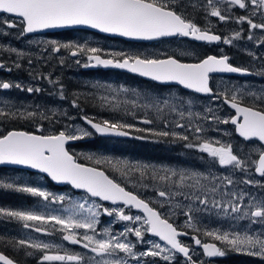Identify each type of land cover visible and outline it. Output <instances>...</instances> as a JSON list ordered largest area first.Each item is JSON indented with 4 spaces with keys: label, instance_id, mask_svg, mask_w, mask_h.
<instances>
[{
    "label": "snow or ice",
    "instance_id": "snow-or-ice-1",
    "mask_svg": "<svg viewBox=\"0 0 264 264\" xmlns=\"http://www.w3.org/2000/svg\"><path fill=\"white\" fill-rule=\"evenodd\" d=\"M234 10H243L244 14L234 15ZM202 16L205 24L197 22ZM220 23L234 22L238 25H248L247 39L254 40L255 32H260L255 38L256 45L264 46V0H0V27L20 31V37L49 29L85 27L98 30L101 33L124 37L135 41H154L165 37H190L195 41L206 43H223L235 46L234 41L243 39V29L234 30L231 35L222 36L213 31L212 19ZM0 35H8L0 31ZM43 43V52L52 54L66 51L69 56L77 57L75 63L85 68L104 67L127 70L130 73L146 77L160 84H177L192 92L208 95L214 100H222L234 115L221 118L215 110L208 107L203 112L191 109L192 101L188 100V108L183 109V102L174 103L168 98L142 94L135 89L111 84H94L93 88L102 90L99 96L93 94L86 101H98L99 107L113 113L123 112L139 118L144 125L159 124L158 128L136 127L133 123L122 119H100L82 114L80 118L94 131L77 128L50 132L45 134L41 120L50 123L55 120L56 112L32 111L27 108L15 107L10 101H4L0 107V122L31 121L36 127L35 132L12 129L0 132V165H21L44 173L57 184L70 185L73 189L84 190L88 198L73 201L71 197L57 194L43 187L5 180L0 178V190L27 194L39 198L44 206L60 205L59 213H44L35 210H18L0 207V218L22 224L26 230L43 235L60 233L62 241L79 245L85 252L60 254L61 244L45 242L31 236L8 240L17 251H23L25 256H37V264H148L145 258H159L174 264L176 256L181 254L187 264H203L193 259L194 252L190 246L182 243L181 236L187 232L180 231L168 216L150 206V202L126 190L121 183L111 178L104 170L79 162V158L71 153L66 145L70 141L101 136H129L133 131L148 133L151 136L171 141H182L187 149H195L211 158L207 172L189 171L170 168L157 169L149 165H131L126 161H115L104 157L87 156L96 165L107 163L122 176L139 172L140 180L145 177L158 182L162 186L155 188L156 195L161 198L156 201L161 207L165 203L174 208L182 209L187 217L186 226L200 232L196 227L193 213L216 211L232 220H247L251 225L264 226V89L259 92L245 90L232 86L221 91H214L210 80L214 73L264 76V63L253 72L249 68L230 63L227 54L206 55L195 63H185L172 55L163 58L142 52L106 51L103 48L85 43L57 40L29 41ZM0 51L15 54L14 67H22L20 61L28 59L31 66L33 60L29 53L14 47ZM254 61L264 62V56L254 52L246 53ZM79 57H83L82 60ZM42 59H51V56ZM64 63V58H60ZM6 67L0 61V69ZM11 71V68L7 69ZM47 79L50 84H59L51 76L38 74L33 79ZM17 89L29 94L40 93V87L25 86L20 82L0 80V90ZM131 92L135 99L118 100L122 94ZM107 93V94H104ZM60 99H67L60 85ZM71 106L83 113L81 96L73 94ZM247 98H251L249 102ZM258 102V103H257ZM137 110L144 113L137 117ZM61 115L68 116L67 112ZM173 117H178L175 119ZM72 119V117H69ZM231 124L238 137L247 142H259V147L251 152L244 151L231 142L222 141L207 136L208 131H220L218 127L206 128L203 123ZM181 129L182 131H176ZM79 133V134H77ZM230 135L229 133H224ZM144 139V136H137ZM203 158V157H202ZM216 165L226 169L225 173L216 174L211 169ZM258 176L259 179L255 177ZM142 187H149L142 184ZM255 188L259 194H253L248 189ZM188 203H181L177 198ZM110 202L113 207H105L96 200ZM202 206V207H201ZM140 210L143 215L129 214L131 209ZM128 209L129 212H126ZM175 215V213H171ZM114 217L115 221L126 222L124 228L114 233L111 227L98 230L100 217ZM151 234L160 242L145 240ZM204 236L212 237L216 243L202 242L198 236H192L195 245L203 250L207 257H223L225 248L248 256L264 260V231H221L219 229L204 230ZM129 237H135L133 242ZM137 244H148L144 251H137ZM57 250V251H54ZM0 264H18V262L0 251Z\"/></svg>",
    "mask_w": 264,
    "mask_h": 264
},
{
    "label": "flooded vegetation",
    "instance_id": "flooded-vegetation-1",
    "mask_svg": "<svg viewBox=\"0 0 264 264\" xmlns=\"http://www.w3.org/2000/svg\"><path fill=\"white\" fill-rule=\"evenodd\" d=\"M242 14H244L243 10H234V15H242ZM215 20L216 18L212 19L213 31L222 36L227 34L228 28L233 24V22H229L225 24ZM197 22L200 23L201 25L206 23V21H204L202 16L197 17ZM247 26L248 25L246 23L243 24L244 28H248ZM0 31H7L8 33V35H0V45H2L4 48L14 47L17 48L18 50H23L26 53H29L30 57L33 60V64L30 66L28 64V59L25 58L24 60L20 61L22 67L17 69L14 67L13 64V61L17 59L15 54L7 51H0V61L5 62L6 64V67L4 69H0V80L20 82L25 86H34L43 89V91H41L40 93H33V94H29L26 91H20L15 88L11 90H0V107H4V103H3L4 101H10L11 104L14 105L15 107L27 108L28 110H32V111H45L48 112L49 114H51V111L54 110V107L56 105L63 106L66 104L67 100L70 97V89H69L70 83L80 82L81 81L80 77H82L83 75H86L88 77H93L97 75L107 76L110 75L113 71L105 70L103 67L85 68L82 66V64L77 65L75 63L77 57L69 56L66 51H62L61 53H57V54H52L50 52L42 53V50L44 47H46V45L43 43H29L30 40L42 42V41L54 39L61 43L87 42L92 46L104 48L103 43L99 40V39H104L112 42H117L121 45L119 46V50L114 48L115 49L114 51H124L128 47H130L133 50L136 49V52H144L146 50H152L154 48H157L158 52L155 51L157 56H161V58H163L166 55H172L180 59L182 62H198L199 59L203 58L206 55L219 56L221 55V50H219V48H225L223 50V54H227L231 58L230 63L236 66L246 67L249 68L251 71L256 72L261 68L262 63H264L262 61L259 62L258 60L254 61L252 57L248 56L245 52L239 49L238 50L234 49V51L227 52L228 50L227 48H229V46L223 43L209 44L206 42H198L195 40H191L188 37L162 38L154 41H129V40H124L122 38L106 37L103 36L102 34L88 32L83 29H64L53 32L47 31L44 33L28 34L27 36H23V37H20L18 35L20 31L18 28L4 29L0 27ZM257 31L258 30H256V32ZM177 42L178 44H181L178 45V53L171 52L169 51L168 48L166 49L167 44L177 43ZM182 43H186L188 45L184 46L182 45ZM181 50H183V52H181ZM188 50L194 52L195 57L182 58L180 54L182 53L186 54L185 52H187ZM253 52L259 56H264V46H259V47L256 46L255 51ZM41 54L43 55V57L51 56V59H42L40 58ZM61 57L64 58L63 64L60 63ZM79 59H81L83 63V57H79ZM8 68H11L12 70L8 71L7 70ZM38 74H43L44 76L50 75L53 80H59V84H55V85L50 84L48 83L47 79H39V78L33 79V77L37 76ZM72 75L78 76L79 78L75 80L71 77ZM219 78L232 79L236 83L241 84L245 87H249L250 89H254V90H256L255 86L257 85H262L264 88V76L212 75L211 86L214 89V91H217L216 80H218ZM60 85H63V91L67 96V99H63V100L60 99L59 96ZM157 85L159 86L152 87V89H156L160 92H162L165 89V87H169L161 84H157ZM177 88L181 89V91L184 90L181 87H177ZM204 99H208V98H204ZM82 108L84 110L83 113L79 111L78 112L79 114L74 117H72L71 114L69 116L56 115L55 120L58 122L50 123L48 120H41L39 122L44 125L45 134H49L50 132H58L60 130H65L67 124L68 126H71L68 128V131H74V126L76 124H82V123L85 126H87L91 131H93L90 128V126L87 125L80 118L82 114H87L89 117H95L97 120L112 119L110 117L102 118L103 116L102 113L97 111L95 102L93 101H90L89 103H85V105H83ZM234 113L235 112H233V115ZM69 117H72V119H69ZM14 128L18 130L31 131V132L36 131V127L31 121L0 122V132H6ZM132 134L133 137L129 139V141L132 145H134L136 142L135 139H137L136 138L137 135L134 131L132 132ZM236 136L238 137L237 134ZM238 138L242 140V138L240 137ZM124 140L125 139L107 138V137L99 136L98 134H94L91 137H85L83 139L75 140L74 142H71L70 144L67 145V148L71 153H74L79 158L80 163L98 167L104 170L111 178H113L110 175V172L106 168L100 166L102 164L96 165L94 161H89L84 163L80 155L87 153V151L93 153H102L103 151L100 148L101 144H105V142H109L110 144L113 143L114 145H116L117 143H119V141H124ZM147 141L149 145L153 144V147L151 148L149 147L148 151L153 153L157 152L158 148L154 146L156 144H154V142H152L151 139H148ZM177 149H178V144H177ZM108 150L116 152L118 149H116V147H112L111 149ZM104 154L107 155L108 153H104ZM0 178H3L5 180H9V179L15 180L18 183L22 181H26L25 179H29L32 181V183L38 185V187L46 188L47 190H50L55 193L58 192L69 193L73 195V197L82 196L84 194L86 195V198H88V194L83 191L80 192L75 191L74 189H72V187L68 185H64V186L56 185L55 182L51 181L49 177H46L43 174L36 173L26 169H21L15 166L0 165ZM37 178H39L38 181L36 180ZM89 199L91 200L94 199L96 200L97 203H101L105 207H113V205H111L110 203L100 201L95 198H89ZM143 199H148V198H143ZM149 202L155 209L160 211L152 201ZM56 206L59 205L50 204L47 207H45L44 203L37 197H31L23 193L0 190V207H8L18 210H23V209L34 210L33 208H35L36 209L35 211L44 212V213H53V210L55 209ZM127 211L129 210L127 209ZM131 211L134 212L133 209H131ZM112 219L113 217L102 215L100 217V224L98 225V230H101L102 227H109V225H112L115 228L118 227V224H116V222L112 223L113 221ZM169 220L178 229L186 230L189 233V236L187 238H180V239L182 243L190 247H194L193 248L194 252L196 251L199 256V259H196L198 262H203V264H247L246 260H249V261H257L259 263L261 262L260 264L262 263L264 264V260H261L258 257L248 256L244 253L235 252L233 250H231L230 254L226 253L223 257H215L214 259L207 257L203 254V250L200 247H195V244L192 240V236H196L197 235L196 233H194L188 228L187 229L181 228L177 223H174L171 219ZM124 226H125V222H122L120 228ZM29 236L31 237L34 236L33 238L43 240L45 242L61 244L62 249L58 250L60 251V254H64L65 251L68 253H82V254L85 252V250L82 249L79 245H73L66 241H62L60 238V233L57 234L56 236L57 241H56L55 235L49 236V235H43L41 233L31 232L29 230L24 229L20 222H16V221L9 222L4 218H0V251L4 252V254L8 255L10 258L16 260L18 264H37L36 258L37 256H39V253H36L34 256L31 257L25 256L23 251H17L11 245L7 244V241L18 238H26ZM198 236L202 240V242H208V243L212 242V243H216L218 246H222L220 245L219 241L213 240L212 237L206 239V238H202L200 235ZM152 238H156V237H152ZM156 239L159 240L158 238ZM176 257L177 258L174 264H178V255ZM52 264H60V262H52ZM254 264H258V263H254Z\"/></svg>",
    "mask_w": 264,
    "mask_h": 264
},
{
    "label": "rangeland",
    "instance_id": "rangeland-1",
    "mask_svg": "<svg viewBox=\"0 0 264 264\" xmlns=\"http://www.w3.org/2000/svg\"><path fill=\"white\" fill-rule=\"evenodd\" d=\"M211 19H213V18H211ZM215 21H217V20H215ZM241 28L243 29V37L244 38L241 40H238V41H234L235 46H229L228 45L229 48H227L228 49L227 52L234 51V49H237V50L239 49L245 53H247L248 51H251V52L255 51V47L257 46L255 43V38H259V36L261 35L259 31L255 32L254 40L249 41L247 39L248 28H244L243 25H238V24L233 22V24L228 28L227 34H225L224 36L231 35L234 30H240ZM90 39H93V38H90ZM99 40L103 43V45H104L103 49H105L106 51H114L115 49L119 50V46H121L117 42H112V41H108V40H104V39H99ZM178 45H181V44H178V42L177 43H169V44H167L166 49L168 48L169 51L178 53ZM182 45L186 46L188 44L182 43ZM224 49L225 48H219V50H224ZM162 50H164V49H162ZM124 51L136 52V49L133 50L132 48L128 47ZM155 51L158 52L157 48H154L152 50H146L142 53L148 54V55H156ZM181 52H183V50H181ZM185 53L186 54H184V53L180 54V56L182 58H185V57H192L193 58V57H195L194 52H192L191 50H188ZM111 76H112L111 74L107 75V76L97 75V76H93V77H88L86 75H83L82 77H80V79H81L80 82L70 83V86H69L70 97L67 100L65 105H63V106L56 105L54 107L56 115L64 116V115H61V113L67 112L68 116L70 114L72 117L77 116L79 114L78 112L80 110L77 108H73L71 106V100L74 98L73 94H79L81 96V107H83V105H85V103L90 102V99H89V101H86L84 99V97L91 98V96L93 94H95L97 96H99L101 94L102 90H98V89L93 88V85L97 84V83H99V84H111L117 88H119L120 86H123V87H127L129 89H135L142 94H149V95L159 96L162 98H168L170 101H172L174 103H179L182 101L183 102L182 110L188 108L187 101L191 100L192 101L191 109L194 112H203L204 109L211 107L212 109L215 110L216 115L220 116L221 118H227V117H230L231 115H233V112H231V110L227 106L224 105L222 100H214L212 98H208V99L200 98L194 94L181 91L176 87L165 88L162 92H160L156 89L141 87L139 85H136L135 82L124 83L122 81H118L117 78H114ZM71 77L75 80L79 78L78 76H73V75ZM216 86H217V91H221L225 87H232V86L244 88L245 90L257 91V92H259L261 89H264L262 85L255 86L256 90L250 89L249 87H245L241 84H238L234 80L229 79V78H219L218 80H216ZM104 94H107V93H104ZM125 99L132 100V99H135V97L132 96L131 92L126 93V94H122L120 97H118V100H120V101L125 100ZM247 99L249 102L251 101V98H247ZM93 102H95V106H96L97 111L102 113V115H103L102 118L110 117L112 119H122L125 122L133 123L136 125V127H141V128H149V127L158 128V127H160L159 124L144 125L143 123L140 122L139 118H134L131 115H124L123 112H119V113L110 112L104 108L99 107L98 101H93ZM143 116H144V113L140 110H137V117L142 118ZM173 118L179 119L178 117H173ZM201 123H203L206 128L218 127L220 129V131H211V130L208 131L207 136H209V137H215V138H218L222 141L231 142L234 146H238L239 148H242L244 151L248 150L247 152H251L253 148L259 147V143L256 141L251 142V143L250 142L246 143V142H243L241 139H239L235 134L234 126H232L231 124L216 125L215 123H212L211 125H209L207 122H201ZM67 126H68V124H67ZM77 128H85L88 131H91L83 123L82 124H76L74 126V130ZM175 130L176 131H182L181 129H175ZM225 132L229 133L230 135H225L224 134ZM135 133L137 134V136L144 135L145 138L143 139V141L145 144H148L147 140L151 139V141L154 142V144L160 145V146H156L158 148V151L155 153L148 151L149 147L150 148L153 147V144H150V145L148 144V146L146 148L147 151L145 150L144 153H143V150L135 149L133 147L130 148L128 151L125 149H120L118 147V148H116L118 150L116 152H113V151L108 150V149H111L114 146V144L113 143L110 144L109 142H105V144L100 145V148L103 151L102 153H93V152L87 151V153L80 155L81 159L85 163V162L90 161V160L86 159L87 156H94L97 158L104 157V158L112 160L113 162H115V161H126L131 165L139 164V165L154 166L157 169L170 168V169H175L177 171L195 170V171H200V172H207L209 170V167L211 164V158L207 157V155L204 153H200L198 150L185 148L183 146L184 142L165 140L163 138L151 136L148 133H145V134L137 133V132H135ZM77 134H79V133H77ZM137 140H139V139H137ZM177 144H178V149H177ZM104 153H108V154L105 155ZM102 164L109 170L110 175L115 180H117L119 183H121L125 188H127L128 190L138 194L139 196H141L143 198H148L146 200L152 201L155 204V206L161 211V213L163 215L168 216L169 219H171L174 223H177L181 228H184V229L188 228L186 226L187 217L182 214V209L174 208L172 206V204H168V203H165V205L163 207H161L160 204L156 202V201L161 199L156 195V192H155L156 187L162 186L158 182L152 181L148 177H145V179L143 181H141L139 172H133V173H130L128 176H122L120 174V172L114 170L109 164H107V163H102ZM211 170L218 175L228 171L226 169L220 168L219 165H216ZM255 178L259 179L258 176H256ZM38 179L39 178H37L36 180L38 181ZM25 180L26 181H22V182L27 183V184H31L33 186L36 185V184L32 183V181L29 179H25ZM30 181H31V183H30ZM142 184H148L149 187H147V188L142 187L141 186ZM36 186H38V185H36ZM248 190L251 191L253 194H256V195L259 194L258 190L255 188H251ZM57 194L67 195V196L71 197V199L73 201L82 200V199L86 198V195H84V194L82 196H75V197H73V195H71L69 193H64V192H58ZM89 200L91 202V199H89ZM177 200H180L181 203H185V204L188 203V201H183L182 198H179V197L177 198ZM33 209L36 210L35 208H33ZM60 211H61L60 205L56 206L55 209L53 210V214L59 213ZM125 211L129 212V211H127V209H125ZM173 212L175 213V215L171 214ZM129 214L141 215L139 213L132 212L131 210H130ZM193 216H194L193 222L196 224L197 228L201 229V231L196 232L192 228H188V229H190L194 233H197L202 238H206V239L209 237L203 235V231L205 229L206 230L219 229L221 231H226V230L227 231H244L246 229L249 231H264V226L251 225V227H249V222L247 220H232L230 217L226 218L222 214L217 215L215 210H212L211 212H195V213H193ZM114 219L115 218L113 217V219H112L113 221L112 220L111 221H112V223L116 222V224H118V227L115 228L112 225H109V227H111V229L114 233H117V232L121 231L124 227L120 228L122 221H115ZM11 222H13V221H11ZM103 228L104 227H102L101 230ZM57 234L58 233L55 234V240L56 241H57V238H56ZM129 239H131L133 242L136 241L135 237H129ZM144 239L146 241L151 240V241L161 243L159 240H157L156 238H152L149 235H146ZM148 247H150V245H148V244H137V251H144ZM230 252H231V249L225 248V253L230 254ZM192 255H193V258L195 260L199 259V256H198L196 251L193 252ZM145 259L148 261V264H151L153 258H145ZM246 262H247V264H254V263L260 264L261 263V262L259 263L257 261H249V260H246ZM132 264H135V262L133 261ZM155 264H167V262L163 261L162 259L156 258ZM178 264H187V261H184L178 255Z\"/></svg>",
    "mask_w": 264,
    "mask_h": 264
},
{
    "label": "water",
    "instance_id": "water-1",
    "mask_svg": "<svg viewBox=\"0 0 264 264\" xmlns=\"http://www.w3.org/2000/svg\"><path fill=\"white\" fill-rule=\"evenodd\" d=\"M64 29H85V30H88V31H92V32H95V33H100V34H103V35H107V36H109V37H118V38H122V39H125V40H129V39H127V38H124V37H119V36H113V35H110V34H105V33H101V32H99L98 30H95V29H90V28H85V27H73V28H63V29H49V30H44V31H41V32H37V33H42V32H47V31H51V32H53V31H59V30H64ZM165 38H173V37H165ZM189 39H191V40H194V39H192V38H190V37H188ZM162 39V38H161ZM129 41H135V40H129ZM198 42H200V41H198ZM185 63H195V62H185ZM104 68V67H103ZM104 69H114V70H119V71H123V72H126V73H130V72H128L127 70H123V69H115V68H104ZM130 74H132V75H136V76H139L138 74H133V73H130ZM212 75H227V76H239V74H228V73H214V74H212ZM141 77V76H140ZM143 79H146V80H150V79H148V78H146V77H142ZM151 81V80H150ZM156 83H158V82H156ZM158 84H160V83H158ZM165 85H177V84H165ZM178 86H180V85H178ZM210 86H211V80H210ZM182 87V86H181ZM191 91V90H190ZM199 94V93H198ZM200 95H203V96H208V95H205V94H200ZM228 106V105H227ZM229 107V106H228ZM230 108V107H229ZM231 109V108H230ZM231 110H233L234 112H235V110L234 109H231ZM94 131V130H93ZM99 135V134H98ZM101 136V135H100ZM103 137H113V138H118V139H131L132 137H133V135L132 134H130L129 136H125V137H118V136H103ZM71 142H74V141H70L68 144H70ZM67 144V145H68ZM67 145H66V147H67ZM83 164V163H82ZM86 165V164H85ZM6 166H15V167H18V168H21V169H26V170H30V171H33V172H36V173H39L37 170H33V169H30V168H27V167H25V166H21V165H6ZM88 166H91V165H88ZM102 170V169H101ZM41 174H43V175H45L46 177H47V175L46 174H44V173H41ZM107 174V173H106ZM56 185H59V186H64V185H66V184H57V183H55ZM70 186V185H69ZM75 191H84V190H77V189H74ZM126 190H128V189H126ZM128 191H130V190H128ZM132 192V191H131ZM134 193V192H133ZM134 194H136V193H134ZM136 195H138V194H136ZM139 196V195H138ZM140 197V196H139ZM141 198V197H140ZM96 199H98V198H96ZM143 199V198H142ZM146 200V199H145ZM147 201V200H146ZM104 202H106V201H104ZM107 203H110V202H107ZM111 204V203H110ZM150 206H152L151 204H150ZM153 207V206H152ZM133 210L135 211V212H139V213H142L140 210H137V209H134L133 208ZM157 210V209H156ZM143 214V213H142ZM180 231H182V232H186V231H183V230H180ZM151 235V234H150ZM189 235V234H188ZM188 235L187 236H181V237H183V238H187L188 237ZM153 236V235H152ZM155 237V236H154ZM158 238V237H157ZM179 239H180V237H179ZM209 243H212V242H209ZM195 247H199V246H197V245H195ZM202 249V248H201ZM178 255H180V256H182L181 254H178ZM183 257V256H182ZM184 258V257H183ZM210 258H215V257H210ZM185 259V258H184Z\"/></svg>",
    "mask_w": 264,
    "mask_h": 264
},
{
    "label": "trees",
    "instance_id": "trees-1",
    "mask_svg": "<svg viewBox=\"0 0 264 264\" xmlns=\"http://www.w3.org/2000/svg\"><path fill=\"white\" fill-rule=\"evenodd\" d=\"M111 75H112L111 77L117 78L118 81H122L124 83L135 82L136 85H139L141 87L152 88V87H155V86H159L157 84H154V83H151L149 81L143 80L140 77L129 75V74L112 72ZM169 87H165V88H169ZM179 90H181V89H179ZM142 134H145V133H142ZM141 136H144V135H141ZM135 141L137 142V143L135 142L136 143V144H134L135 146L132 145L129 140H124V141H119V143H117L113 147H116V148L119 147L120 149H125L127 151L130 148L133 147L135 149L143 150V153H144L146 148H147V146H148V144H145L143 139H139V140L135 139ZM154 146L156 147V146H160V145L157 144V145H154ZM102 165H100V166L103 167V168H106L105 166H102Z\"/></svg>",
    "mask_w": 264,
    "mask_h": 264
},
{
    "label": "bare ground",
    "instance_id": "bare-ground-1",
    "mask_svg": "<svg viewBox=\"0 0 264 264\" xmlns=\"http://www.w3.org/2000/svg\"><path fill=\"white\" fill-rule=\"evenodd\" d=\"M100 34V33H99ZM103 35V34H102ZM248 151V150H247Z\"/></svg>",
    "mask_w": 264,
    "mask_h": 264
}]
</instances>
